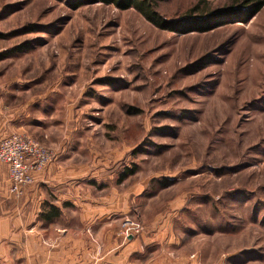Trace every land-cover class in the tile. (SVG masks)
Masks as SVG:
<instances>
[{"label": "rangeland", "instance_id": "1", "mask_svg": "<svg viewBox=\"0 0 264 264\" xmlns=\"http://www.w3.org/2000/svg\"><path fill=\"white\" fill-rule=\"evenodd\" d=\"M198 3L160 0L158 12L177 22ZM0 85L10 127L0 147L22 137L51 153L39 170L25 158L21 179L0 159L10 196L38 187L52 165L67 167L74 192L116 197L123 243L126 221L152 240L181 205L213 264L226 255L264 264V8L246 24L184 34L103 3L0 0ZM28 98L36 103L20 130Z\"/></svg>", "mask_w": 264, "mask_h": 264}, {"label": "crops", "instance_id": "2", "mask_svg": "<svg viewBox=\"0 0 264 264\" xmlns=\"http://www.w3.org/2000/svg\"><path fill=\"white\" fill-rule=\"evenodd\" d=\"M33 103L29 99L20 105L24 112L14 119L20 130L31 122ZM5 110L0 85V140L8 133ZM73 171L54 164L38 187L16 199L9 195L8 168L0 164V264H19L22 252L29 264H213L210 250L194 243L198 232L192 229L189 215L182 214L181 205L151 234L152 240L147 234L124 243L116 239V197L98 200L74 192L65 182ZM53 208L60 212L55 219ZM67 212H80V219ZM177 223L180 231L175 229ZM262 254L257 251V261L264 258ZM230 257L225 256V264L234 258ZM241 257L236 261L240 263Z\"/></svg>", "mask_w": 264, "mask_h": 264}, {"label": "trees", "instance_id": "3", "mask_svg": "<svg viewBox=\"0 0 264 264\" xmlns=\"http://www.w3.org/2000/svg\"><path fill=\"white\" fill-rule=\"evenodd\" d=\"M71 8L86 4L103 3L120 10L134 9L157 28L169 31H181L184 34L205 33L231 23L246 24L264 8V0H230V5L219 10H212L210 3L199 0L189 14L176 21L164 18L158 12L160 0H66ZM177 27H176V26ZM179 33V32H178ZM58 209L52 210L51 217H59Z\"/></svg>", "mask_w": 264, "mask_h": 264}, {"label": "built area", "instance_id": "4", "mask_svg": "<svg viewBox=\"0 0 264 264\" xmlns=\"http://www.w3.org/2000/svg\"><path fill=\"white\" fill-rule=\"evenodd\" d=\"M30 157H34L36 161L32 166L33 170H39V168L41 169L42 166L50 161L51 153L45 149H41L37 143L28 141L22 137L13 138L8 143H3L0 147V159L5 162H14V168L20 179L26 171V169L22 167L23 161L25 158ZM26 178V182L32 183L31 178L28 176ZM124 229L125 238L128 240L139 235L141 232V225L132 221H126Z\"/></svg>", "mask_w": 264, "mask_h": 264}]
</instances>
